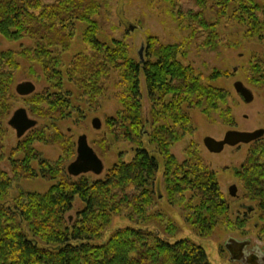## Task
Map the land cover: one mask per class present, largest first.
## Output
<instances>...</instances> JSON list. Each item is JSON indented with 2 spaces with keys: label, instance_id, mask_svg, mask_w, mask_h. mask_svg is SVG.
<instances>
[{
  "label": "trees",
  "instance_id": "1",
  "mask_svg": "<svg viewBox=\"0 0 264 264\" xmlns=\"http://www.w3.org/2000/svg\"><path fill=\"white\" fill-rule=\"evenodd\" d=\"M104 1L58 0L46 5L42 0H0V35L11 42L32 41L33 47L18 55L40 65L56 90L45 93L43 100L38 101L50 104L47 116L36 110L32 113L56 121L66 118L71 93L64 88L60 71L63 61L54 55L53 49L68 48L75 24H86L89 28L84 36L94 53L90 57H75L70 78L96 102L102 95L97 89L101 79L110 76L111 71L121 75L126 90L120 101L123 110L117 118L108 119L106 126L116 142H128L135 148L130 163L115 165L100 180L87 176L75 180L68 175L66 166L76 158L71 143H62L63 158L55 163L22 145L13 151L12 156L23 152L24 158H10L13 179L0 169V264H211L206 251L192 240L172 242L180 232L174 220L158 210L157 156L163 160L170 205L185 204L190 193L191 202L184 209L185 222L199 238H210L229 214L216 173L204 163L194 144L188 148L182 164L176 161L171 148L196 132L184 107L201 109L209 116L219 110L229 94L204 84L194 68L179 62V58L187 57L186 45L163 46L151 38L147 59L137 63L119 42H114L113 47L99 42V24L94 18L103 9ZM166 1L178 11L181 24L188 25L190 40L201 49L220 48L223 40L219 28L224 22L238 23L246 29L244 40L264 45V0ZM18 55L0 52V164L6 158L4 142L8 136L3 123L10 118L12 104L16 102L13 87L19 70ZM228 76L217 72L208 82ZM142 78L152 102L150 122L143 114ZM247 81L252 86L264 87V57L251 58ZM231 124L235 126L233 120ZM144 137L153 152L144 146ZM32 138L43 141L44 135L37 131ZM261 140L254 143L237 177L244 200L255 204L254 212L257 209L264 222ZM33 161L38 163V171L32 167ZM39 177L55 184L45 194L19 191L18 198L11 203L10 192L15 182ZM77 199L84 209L73 222L67 216ZM194 199L199 204H193ZM116 217L127 220L131 226L117 230L102 242Z\"/></svg>",
  "mask_w": 264,
  "mask_h": 264
},
{
  "label": "rangeland",
  "instance_id": "2",
  "mask_svg": "<svg viewBox=\"0 0 264 264\" xmlns=\"http://www.w3.org/2000/svg\"><path fill=\"white\" fill-rule=\"evenodd\" d=\"M57 1L42 0L46 5ZM103 3V9L94 18V21L99 24L97 35L99 42L111 47L114 46V42H119L125 47L128 57L137 63L140 62V53L143 60L147 59L146 50L148 40L151 38L163 46L186 45L188 48L187 57L179 58V62L185 67L194 68L204 84L223 89L229 94L225 103L220 104L219 110L210 112L209 116L203 114L201 109L184 107L183 110L190 116L196 132L193 136L186 137L171 148V153L176 161L182 164L187 159L188 148L194 144L204 163L216 173L221 192L229 205V214L210 238H199L185 222L184 209L191 202L192 195L190 193L186 195L185 204L170 205L164 185L163 160L157 156L160 163L156 183L158 210L174 220L180 232L172 242L181 239L192 240L206 251L211 264H242L231 261L230 253L225 247L230 240L251 241L250 251L262 250L264 253V222L260 219L257 209L252 213L247 212L246 208L256 206L244 200L245 194L237 177V173L247 160L254 143L237 147L227 146L221 154H212L204 146L206 138L223 141L229 131L255 132L264 130V87L252 86L247 81L251 58L254 56L264 57V45L257 41L244 40L246 29L238 23L224 22L219 28L223 40L220 48L215 51L204 50L199 47L197 42L190 40L188 25L181 24L178 11L166 0H105ZM233 12L234 10L230 11V16L233 15ZM208 17L210 19V16ZM131 27L134 28V31L130 30ZM88 28L86 24L76 23L74 35L68 48L65 50L62 48L53 49L54 55L60 56L63 61L60 71L63 76L64 88L71 93L70 110L66 114V118L61 121L38 117L32 113L33 110H36L38 113H43L44 117L47 116L51 111L50 104L38 101L43 100L45 93L52 94L56 91L54 85L44 76L40 65L30 63L18 55L32 48L34 43L30 40L11 42L0 35V52H12L18 55L16 63L19 70L16 73L13 87L16 102L12 104L10 118L15 111L24 108L29 117L38 122L37 127L22 139H18L16 132L9 127L10 118L3 123V128L7 130L8 136L4 142L6 158L0 164V169L9 178H14L10 158L14 161L24 158L23 152H16L12 156L13 151L19 149L21 145L33 149L45 160L55 163L63 158V142L73 144L76 156L77 141L83 135L87 136L90 146L105 165V172L102 176L87 175L92 180L104 179L106 173L115 165L121 162L130 163L134 159V146L128 142H116L106 126L108 119L117 118L119 112L123 110L120 101H122V95L126 94V90L123 87L121 75L111 71L110 76L101 79L97 89L102 91V95L96 99V102L86 96V89L84 90L81 85H76L78 82L70 78L69 71H71L75 57H90L94 53L84 36ZM217 72L228 73L229 76L209 83L208 80ZM75 79L79 80L80 78L76 77ZM24 82H31L36 86L35 94L29 97L17 95L16 86ZM237 82H242L253 92L254 101L251 104H245L237 95L234 89ZM141 92L144 118L150 122L152 102L148 98L143 78ZM95 119L101 121L100 130L93 128L92 123ZM231 120L234 121L235 126H231ZM149 129L148 124L147 130ZM37 131L43 133V141L33 140L32 135ZM26 139H29V142H24ZM148 141V138L144 137L143 144L150 152H153L154 149L148 144ZM261 141H264V138ZM73 161L69 162L66 168ZM37 165L36 161L32 162V167L38 171ZM54 184L40 177L34 180L15 182L10 192L11 203L16 201L19 191L45 194ZM233 186L238 189L236 198L230 195V189ZM193 204H199V200L194 199ZM83 209V204L77 199L73 211L67 217L74 222L78 213ZM129 226L131 225L127 220L114 218L112 226L102 242L108 241L117 230ZM257 247L259 249H253Z\"/></svg>",
  "mask_w": 264,
  "mask_h": 264
},
{
  "label": "water",
  "instance_id": "3",
  "mask_svg": "<svg viewBox=\"0 0 264 264\" xmlns=\"http://www.w3.org/2000/svg\"><path fill=\"white\" fill-rule=\"evenodd\" d=\"M134 31V28H130ZM140 61L143 62V58L140 53ZM234 89L237 95L245 104H251L254 101L253 92L248 89L242 82H237L234 85ZM16 93L20 97H29L36 92V86L31 82H24L16 86ZM17 135L18 139H22L25 135L37 127L38 122L29 117L26 109L22 108L12 115L8 122ZM93 128L96 130L101 129V121L95 119L92 123ZM264 138V130H258L255 132H239L229 131L223 141H217L213 138H206L204 140V146L212 154H221L227 146L237 147L240 145L253 144ZM105 172V165L95 150L90 146L88 138L83 135L78 138L76 158L67 167V173L72 178H80L82 176L94 175L100 177ZM238 189L236 186L231 187L230 195L234 198L237 197ZM248 213L254 212V207L246 208ZM249 244V241L239 242L230 240L226 244V249L230 253L232 262H240L241 255L244 248Z\"/></svg>",
  "mask_w": 264,
  "mask_h": 264
},
{
  "label": "flooded vegetation",
  "instance_id": "4",
  "mask_svg": "<svg viewBox=\"0 0 264 264\" xmlns=\"http://www.w3.org/2000/svg\"><path fill=\"white\" fill-rule=\"evenodd\" d=\"M251 247V241H249V244L244 248V251L241 255V261L242 264H264V255H261L262 250H254L250 251ZM253 249H259L253 248Z\"/></svg>",
  "mask_w": 264,
  "mask_h": 264
},
{
  "label": "clouds",
  "instance_id": "5",
  "mask_svg": "<svg viewBox=\"0 0 264 264\" xmlns=\"http://www.w3.org/2000/svg\"><path fill=\"white\" fill-rule=\"evenodd\" d=\"M261 255H264V253H261Z\"/></svg>",
  "mask_w": 264,
  "mask_h": 264
}]
</instances>
